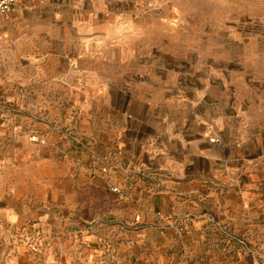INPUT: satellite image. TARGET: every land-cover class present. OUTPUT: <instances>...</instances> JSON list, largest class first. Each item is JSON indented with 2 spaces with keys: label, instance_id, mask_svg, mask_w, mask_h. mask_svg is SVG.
Here are the masks:
<instances>
[{
  "label": "rangeland",
  "instance_id": "rangeland-1",
  "mask_svg": "<svg viewBox=\"0 0 264 264\" xmlns=\"http://www.w3.org/2000/svg\"><path fill=\"white\" fill-rule=\"evenodd\" d=\"M0 35V202L42 199L64 217L0 228V264H137L163 251L158 235L136 246L153 226L131 210L141 190L175 195L158 202L182 221L162 222L169 264H264V222L241 236L211 214L217 181L247 179L218 178L253 154L244 121L264 117V0H16ZM18 151L26 163L7 167ZM57 182L69 183L58 195ZM88 206L93 258L52 253L51 238L79 226L65 215ZM187 206L205 214L202 236Z\"/></svg>",
  "mask_w": 264,
  "mask_h": 264
},
{
  "label": "crops",
  "instance_id": "crops-1",
  "mask_svg": "<svg viewBox=\"0 0 264 264\" xmlns=\"http://www.w3.org/2000/svg\"><path fill=\"white\" fill-rule=\"evenodd\" d=\"M244 132L251 134L250 143L252 145L253 154L250 156H240L235 159L234 167L230 168L227 172H221L219 175L225 176V174L231 175L230 172L241 171L245 169L247 172V179L245 182H235L228 179L217 181L215 187L211 188V194L213 196V207L211 208V214L218 222H227L234 232L241 236H249L255 225L252 223L264 222V117L249 118L243 123ZM4 163L8 167H16L26 163L27 155L24 151H18L11 153L10 156L5 157ZM239 168V169H238ZM232 170V171H231ZM69 187V183L55 184L56 195L60 192V187ZM196 188H191L185 192L189 197L191 193L195 192ZM169 192V191H168ZM7 196L12 195L11 193H6ZM175 195L172 193H144L142 190L136 195L134 193L133 200L131 204V210L134 213H139L148 222H152L153 226L151 229L147 230H137L135 233L137 235L138 249L141 248L140 245L145 243V239L151 240L149 243L155 247L154 237H158L163 241V246L160 249L152 248L151 250L144 251L145 257L139 258L137 264H169L170 260V244L169 243V230L163 225V223L171 221L173 218L176 221H181V216H172L170 210L167 208L168 204H163L162 208L159 206V200H163L164 203L168 200V203L172 201ZM17 204L13 206L12 204L6 203V201L0 202V228L6 231H17L23 230L29 227V222L35 221V226L44 228L45 224L57 218L60 222L64 217L58 218L53 213L48 212V206L43 202V200L36 201L30 206L26 205V202L19 201L20 196H16ZM167 198V199H166ZM161 208L163 215L167 214V217L160 219L156 216L154 212L159 211L157 209ZM121 210L117 211V215H121ZM187 211V218L190 219L192 226L194 227L192 236L196 237L202 236V233L196 230L199 227L200 222L206 220L205 214H201V209L199 207L187 206L182 208V212ZM123 214V213H122ZM66 218H69L71 222L66 224L73 225L72 223H78L76 230L67 232V238L61 243L59 237L57 242L51 238L52 253L59 246H63L66 254L75 253L83 255L85 257L93 258L95 250L93 251V242L97 240V235L93 233L94 227L93 222L99 217L97 213L92 210L91 206L83 212H74L72 214H66ZM165 217V216H164ZM203 218V219H202ZM163 222V223H162ZM25 225V226H24ZM76 228V227H75ZM260 230H264V227L258 226ZM83 232L84 240L81 241L77 235ZM119 234H122L121 232ZM170 235V234H169ZM108 236V235H107ZM188 236V235H185ZM99 240H103L101 237ZM92 242V244L90 243ZM108 245V244H107ZM73 251V252H72ZM71 258V257H70ZM73 260V259H72Z\"/></svg>",
  "mask_w": 264,
  "mask_h": 264
},
{
  "label": "built area",
  "instance_id": "built-area-1",
  "mask_svg": "<svg viewBox=\"0 0 264 264\" xmlns=\"http://www.w3.org/2000/svg\"><path fill=\"white\" fill-rule=\"evenodd\" d=\"M16 0H0V16L7 11H9L13 5L15 4ZM1 36V35H0ZM7 116L6 108L3 103L0 101V130L4 127V122ZM16 129V126H14ZM30 140L36 141L38 137L34 134L30 135ZM214 139H211L213 141Z\"/></svg>",
  "mask_w": 264,
  "mask_h": 264
}]
</instances>
